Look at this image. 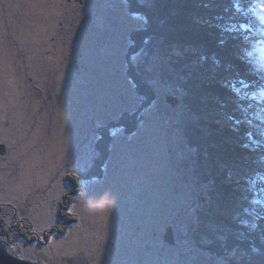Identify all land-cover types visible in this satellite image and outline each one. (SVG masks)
Returning a JSON list of instances; mask_svg holds the SVG:
<instances>
[{
	"label": "rangeland",
	"instance_id": "1",
	"mask_svg": "<svg viewBox=\"0 0 264 264\" xmlns=\"http://www.w3.org/2000/svg\"><path fill=\"white\" fill-rule=\"evenodd\" d=\"M1 1L8 6L14 3V0ZM76 1L34 0L37 8H44L45 13L49 12L46 16L41 10L37 12L32 10L30 0H21L22 10L19 11L23 15L22 21L15 23L14 16L9 17L13 24L11 32L9 31L10 35L21 45L27 44L32 47L25 49L41 61V70L48 61L53 71L52 75L57 78L54 65L56 60H52L54 56L45 55L46 51H50V47H44L42 50L45 52L34 48H41L38 36L41 31L45 36L48 27L54 28L59 10H70V14L76 13L77 20L74 18L66 20L71 32L69 37L59 28V35L65 38L66 46L58 43L63 47L55 48V52L58 60L63 58L66 61L80 60L81 56L84 57V68L89 69V72L85 75L82 88L77 84L83 81L84 75L77 77L80 83L73 80L72 85H68L66 79L59 78L65 100L72 106L67 107L65 116L57 115L51 121L50 113L59 112L58 108H52L47 102L31 106L33 115L28 119L22 136L16 138L19 143L18 149L10 144V140L14 139L12 136L17 131L0 133V136H5L2 143L7 141L3 158L6 156L9 161L7 166L1 164L0 167L11 169L15 175L22 172L21 177L16 176L15 182L12 181L14 184H11L1 174L4 168H0V199L10 201L9 203H14L13 205L21 209L26 206V199H30L33 205L38 201L44 208L49 209L47 212L54 217L55 213L51 212V208L58 205L65 193L74 190L73 185L68 186L65 181L71 173L73 177L80 176L83 186L82 198L75 200L77 201L75 206L81 209V203L84 202L83 209L87 210L91 198L97 199L96 197L101 195L103 198L104 192H108L105 200L110 202L106 207H112V213L126 212L127 208L131 214L162 215L167 232L175 238L177 245L172 247L175 243L173 238L172 242L167 241L168 245L163 244L161 253L157 254L156 249L153 250L152 257L158 264H228L199 249L192 240L193 232L198 225L197 217L204 209L205 189L195 177V154L187 145L184 132L196 123L200 124L198 117L183 102L174 103L172 99L168 101L172 97L178 98L175 91L180 88L176 80L172 78L167 80L166 76H169L170 72L162 54L163 47L144 37V41L139 42L141 46L144 45L143 49L135 50L139 55L135 61L131 59L134 51L129 49L134 47V36L138 33L141 37L144 31L149 32L154 25L162 29V23L156 15L152 23L147 15L143 17L135 12L133 14L127 0H79L77 3ZM139 1L148 7L160 2ZM63 2L66 5H63ZM7 12L11 15L13 10ZM151 17L153 18L152 15ZM254 42L264 54V39L260 42L259 39H254ZM166 45L167 42L164 46ZM5 63L6 59L2 61V66ZM26 66L29 77L36 80L34 66L31 64ZM132 70L142 76L156 94L151 100L152 105L142 112L139 109L142 107L143 99L128 77ZM84 71L86 72L85 69ZM21 74L27 78L26 73ZM59 74L58 72V76ZM57 79L48 80L47 84L42 82L40 86L53 88L56 81L59 85ZM35 82L39 84L41 80L37 79ZM92 85L97 86L91 91L94 96L89 90ZM28 86L23 84L19 91L23 93ZM3 108L4 106L0 104V109ZM260 108L264 110V104ZM120 113H129L134 117V121L141 118V123L135 128V132L130 134L113 126V141L109 153H106L108 159L105 178L100 181L84 182V178L91 173V167L97 157L96 151L100 148L97 144L102 136L98 129L103 128L106 119L111 115L118 116ZM115 119L112 118L113 124ZM59 128L68 132L66 137H63L65 133L58 134ZM258 129L253 128L256 132ZM50 132L54 138L52 143L47 140ZM101 152L104 153L102 148ZM113 176L120 179L115 181ZM9 185L10 187L17 185V190L8 188ZM52 195L55 198H52ZM88 196L92 197L88 199ZM69 207L67 205V209ZM93 208L97 206L94 205ZM3 216L4 212H0V221ZM19 248V253L22 251L24 253L22 255L32 257L37 254L35 251L37 246L33 243L25 244L22 240L17 246V249ZM150 262L153 263L155 260L151 259Z\"/></svg>",
	"mask_w": 264,
	"mask_h": 264
},
{
	"label": "trees",
	"instance_id": "2",
	"mask_svg": "<svg viewBox=\"0 0 264 264\" xmlns=\"http://www.w3.org/2000/svg\"><path fill=\"white\" fill-rule=\"evenodd\" d=\"M127 1L132 13L135 12L143 17L147 15L150 21L154 20V15H156L162 23V29L154 25L149 32L144 31L141 37L137 33L134 36V47L130 50L135 52V50L143 49L144 45L141 46L139 42L144 41V37L164 48L163 56L170 74L178 82L180 88V91H175V95L182 96L181 101L198 117L200 122L186 129L184 134L187 145L193 149L195 154L198 165L197 180L207 190L209 197L206 210L201 211L200 216L198 215L199 224L193 232V241L199 249L213 258L226 262L257 263L264 261V218H262L264 217V206L250 205L247 200L243 199L246 195L251 199V194L247 192L249 178L255 177L257 172L264 173V110L258 108V105L264 101V56L258 46L250 40L251 37L260 36L262 34L260 31L264 28V13L258 8L263 0H160L158 4H153V7H148L139 0ZM20 5L21 2L18 0H14L10 6L0 0V104L12 112L13 118L18 120L17 132L21 137L28 119H31L33 115L31 106L39 100L46 103L45 99H50L49 105L52 108H55L59 101L58 114L65 116L67 107L71 105L65 100L59 78L66 79L68 85H72L73 80L70 73L62 72L61 75H57L59 85L56 81L55 88L31 87L29 94L33 98L32 101L24 100L19 95V91L15 90V86L19 85L15 83L19 77L13 74V70H18L21 78H25L21 73H26V77H29L26 64L34 66L35 78L43 79L41 61L25 49L32 47L27 44L21 45L9 33L13 26L10 16H14L15 23L22 21ZM63 5L66 3L63 2ZM11 9L13 12L10 15L7 10ZM68 18L76 19L77 14ZM66 20L64 24L67 37H69L71 32ZM58 21L59 18L55 24ZM221 26H226L229 30L222 31ZM51 30L48 27L45 31L49 33ZM45 36L41 31L38 36L41 48L34 49L42 51L44 47L49 48V40ZM87 37L90 39L89 34ZM166 42L169 46H164ZM241 44H245V48H241ZM17 53L21 55L18 56ZM4 59L6 63L2 66ZM85 70L81 83L77 78L74 79L80 83L77 84L79 88L84 86L85 75L89 72V69L85 68ZM50 76L51 74H48L47 77L50 78ZM7 77L14 80L13 85L8 83ZM128 77L143 99L141 105L150 107L155 95L151 90L152 86L133 70ZM32 79L34 82L37 81V79ZM241 79L247 84V87L243 89L245 99L241 102L246 109L244 112L237 109L236 96L224 87L226 81L239 86L238 82ZM95 87L97 86L92 85L89 89L93 96L91 91ZM75 104L77 105V101ZM201 115L203 117H200ZM229 116L232 119H229ZM237 120L243 122L237 124ZM62 122L65 123L63 120ZM139 123H141V118L134 121V117L126 114L109 127L105 126L104 129L109 128L107 131L101 129L103 130V132L100 131L102 137L97 144L100 148L96 151L97 157L89 173L90 176L84 180L103 177L108 159L106 153H109L112 142L110 131L115 127L130 134L135 132ZM254 127L259 128V132L254 131ZM67 133L65 132L63 137H66ZM17 141L18 139L13 140L14 146H17ZM48 141L51 142V139ZM255 141H260L261 146L254 147L253 142ZM246 144L249 147H244ZM101 148L104 153L101 152ZM1 164L4 162L0 161ZM66 181L71 186L73 185L74 193L79 192L75 198H82L80 176L76 178L70 173ZM257 186L264 187V184L258 182ZM10 188L14 189V186ZM108 194L104 192L103 198L102 195L97 199L91 198L90 211L89 213L84 211L86 218L81 227H77L78 222L75 223V219L69 220L75 224L72 225L73 233L69 235L67 241V253H71L82 243V233L85 229L87 233H90L86 237H88L87 250L91 259L106 262L108 247L98 231L108 230L110 222L112 219H117L119 213H129L127 208L126 212L112 213V207H106L110 202V200H105ZM90 197L92 196H88V199ZM9 202L3 201L2 203L5 204L0 205V212H6L0 221V242L6 249L13 244L16 238L41 244L47 243L51 237L54 238L55 233L66 232L62 228L67 225H58L54 226V229L50 228L43 234L37 235L32 223L22 222L19 215L16 216L17 210H20L19 207ZM81 204L84 210V202ZM67 205L68 199L65 208L61 209L63 215L68 214ZM94 205L97 208H93ZM241 206L254 209L250 215L244 217L248 220L246 227L240 226L236 220V214ZM55 209L57 210V206ZM49 218L53 223L54 217L51 215ZM71 218L74 217L71 216ZM253 224L256 225L254 229ZM238 233H243L242 240L237 238ZM76 236L78 240L73 244Z\"/></svg>",
	"mask_w": 264,
	"mask_h": 264
},
{
	"label": "flooded vegetation",
	"instance_id": "3",
	"mask_svg": "<svg viewBox=\"0 0 264 264\" xmlns=\"http://www.w3.org/2000/svg\"><path fill=\"white\" fill-rule=\"evenodd\" d=\"M21 1V0H18ZM34 0H30L33 10L37 11V6L33 4ZM21 6V5H20ZM70 10H59L58 18L59 21L55 24L54 29H52L49 33L47 32L45 35V38H48L49 40V47L50 51L42 50L45 52L46 56L53 55L54 58L52 59L55 61V70H57L62 74V72L70 73L72 76V80H74L77 77H82L84 75V57L81 56V59H69L65 60L57 58L55 48H60L65 45V38L61 35H59V28L66 33L67 36V29L66 25L64 24V20L68 18L69 16L73 15L70 14ZM36 13V12H35ZM58 43L62 44L63 46L59 45ZM92 45V44H90ZM84 55V50L82 51ZM40 61V60H39ZM89 62V61H88ZM49 68V69H48ZM43 70V71H42ZM41 74L43 79L41 80L39 84L35 83L31 77L27 78H21L18 74V70H13L14 75H18L19 80L15 83H18V86H15V90L19 91L21 90V86L23 84H31L26 89H24L23 93L19 91V95L24 98V100H30L32 101L33 98L29 94V89L33 86H39L41 87V83L45 82L48 83V80H56V77L52 75L53 71L50 67V64H47L42 68ZM48 74H51L50 78H48ZM56 75V74H55ZM7 81L9 84L13 85L14 80H12L10 77H7ZM50 87V86H48ZM56 85L53 87L55 88ZM13 93V91H12ZM45 102L49 103L50 99H45ZM31 103V102H30ZM37 103H42V101H38ZM59 105V101H57L55 108L57 109V106ZM58 114L57 111H54L50 113V120L54 117H56ZM124 114L119 115L118 117H121ZM116 115H111L108 119H106L103 128L105 126H108L112 124V118H114ZM19 126V122L17 119L13 118V113L8 111L7 108L0 109V133L1 134H7L9 130H15L17 131V127ZM19 128V127H18ZM49 128V127H48ZM109 129V128H107ZM50 130V128H49ZM11 131L9 132V138H11ZM62 128L58 129V134L65 133L66 131H63ZM101 129H98V133L100 134ZM112 132V130L110 131ZM5 136H0V151H3V155L0 156V161L4 162V164L7 166L8 160L6 159V156H4V152L6 149L5 142L2 143V138ZM20 135L18 132L12 136V138L16 139L19 138ZM51 143L53 142V133L50 132V135L47 137V140H50ZM10 140V144L13 145V140ZM14 146V145H13ZM19 148V143L17 146H15V149ZM11 150L12 148L9 147ZM4 168L1 171L2 176H6V179H8L11 184H14L12 181L15 182L16 176L21 177V174H16L11 171V169L7 167H0ZM20 169V168H19ZM122 175V173H120ZM105 178V173L103 177L93 179V181H100ZM113 179L115 181H118L120 178L113 176ZM66 181V180H65ZM68 183V182H67ZM68 186H71L70 183H68ZM83 187V186H82ZM10 188V185L8 186ZM14 189H17V185L14 187ZM72 189V188H71ZM0 191H1V184H0ZM79 195L78 193H74L72 190L65 193L58 202L57 210H55V206L51 208V212L54 211L55 215L53 218V223L51 222L50 218L51 215L47 212L49 209L44 208L40 202L36 201V205H33V203L30 201V199H26V206L24 209L19 208L20 210H17V214L21 218L22 222H30L33 224L34 231L38 234H43L45 230H48L50 228L54 229L53 227H57L58 225H67V227H63L62 229H65L66 232L64 233H55L51 237V239L46 243H37L36 242H30L34 245L36 244L37 248L35 249L36 255L32 257H28L24 254L23 251L20 252V248L17 249V246L19 242L22 241V239L16 238L13 240V244L10 245L8 248V251L13 254L14 256L20 257L22 259H25L27 261H30L32 263L36 264H83L82 259L84 260V264H158V261H156L155 258L152 257V251L155 250L161 253L163 250L162 246L165 243L168 245L167 242V226H165V222L162 218V215L160 216H145L141 214H131L130 212L127 213H119L117 219H112L109 225L108 230H100L98 231V234L100 233V236L102 240H105L104 243H106L108 250L106 252V262L100 261L98 259H91L90 253H88V236L90 233H87V230L84 229L82 243L76 247L74 251L71 253H67V241L69 239V235L73 233L72 231V225L74 222H69L70 219H75L77 223V227H81L84 223V219L86 218V214L84 213L85 209L82 210L79 206H75V200ZM52 198H55L52 195ZM98 198V197H96ZM68 199V205L69 210L67 215H63L61 213V209L65 208V204L67 203ZM4 200L0 199V205L5 204L2 203ZM32 211V212H31ZM89 209L86 210L87 213H89ZM31 212V213H30ZM6 212H4L5 214ZM49 214V216L47 215ZM136 214V215H135ZM73 216L74 218H71ZM44 221L46 223H44ZM74 223V224H75ZM172 237V236H171ZM175 239V238H174ZM78 240V237L76 236L75 241H73V244ZM85 243V245H84ZM3 246L4 244L1 243ZM26 244V243H25ZM175 245H177L175 241ZM45 252H41V251ZM151 259H154L155 262H150Z\"/></svg>",
	"mask_w": 264,
	"mask_h": 264
},
{
	"label": "snow or ice",
	"instance_id": "4",
	"mask_svg": "<svg viewBox=\"0 0 264 264\" xmlns=\"http://www.w3.org/2000/svg\"><path fill=\"white\" fill-rule=\"evenodd\" d=\"M222 31L227 32L229 29L226 26H221ZM139 53L134 52L132 54L131 59L135 61ZM239 86L234 85L231 81H226L224 83V87L227 88L230 92L233 93L234 96L237 98V104L236 107L239 111L244 112L246 109L242 105V101L245 99V94L243 93V89L247 87V84L243 79L239 80ZM229 119H232L231 116H229ZM243 121L237 120L236 123L240 124ZM251 135L250 133L248 134ZM254 147H260L261 142L255 141L253 142ZM244 147H249L248 144L244 145ZM258 182L261 184H264V173L257 172L255 177H250L248 181V188L247 192L251 194V199L246 195L243 199L247 200L250 205H262L264 206V187H258ZM254 211L253 208L250 207H244L241 206L240 210L236 214V220L240 226H248V220L244 217L247 215H250ZM264 218V217H262ZM256 227L255 224L252 225V228L254 229ZM237 238L242 240L243 239V233H238Z\"/></svg>",
	"mask_w": 264,
	"mask_h": 264
},
{
	"label": "water",
	"instance_id": "5",
	"mask_svg": "<svg viewBox=\"0 0 264 264\" xmlns=\"http://www.w3.org/2000/svg\"><path fill=\"white\" fill-rule=\"evenodd\" d=\"M82 263L84 264V260L82 259ZM0 264H36L31 263L25 259L15 257L11 253H9L4 246L0 243ZM231 264H244L239 262H232ZM254 264H264V262L254 263Z\"/></svg>",
	"mask_w": 264,
	"mask_h": 264
},
{
	"label": "clouds",
	"instance_id": "6",
	"mask_svg": "<svg viewBox=\"0 0 264 264\" xmlns=\"http://www.w3.org/2000/svg\"><path fill=\"white\" fill-rule=\"evenodd\" d=\"M193 240V239H192Z\"/></svg>",
	"mask_w": 264,
	"mask_h": 264
}]
</instances>
